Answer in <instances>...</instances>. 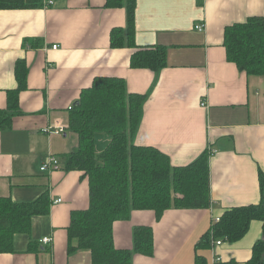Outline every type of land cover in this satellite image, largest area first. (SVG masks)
Wrapping results in <instances>:
<instances>
[{
	"label": "crops",
	"instance_id": "0c3cea01",
	"mask_svg": "<svg viewBox=\"0 0 264 264\" xmlns=\"http://www.w3.org/2000/svg\"><path fill=\"white\" fill-rule=\"evenodd\" d=\"M43 2L34 9H0V109L18 87L17 61L24 59L29 70L20 112L0 129V197L32 202L47 195L50 201L28 233L15 235L13 250L0 252V264H93L90 250L68 249L71 213L88 208L90 197L88 177L66 170L63 156L78 145L69 109L99 76L123 77L128 91L146 94L135 143L160 148L175 166L215 150L207 208L171 207L159 219L154 210L132 209L114 223L115 246L132 249L134 228L145 225L153 229L154 251L134 252L133 264H196L198 254L204 264H245L262 238L260 220L236 242L220 237L209 247L201 243L214 217L261 201L264 76L247 75L228 61L224 33L251 16L264 17V0H136L135 42L167 47V66L157 72L132 68L133 49L111 46V30L127 24L125 7L107 6V0ZM203 22L206 28L196 29ZM58 124L64 133L44 132ZM100 133L104 144L97 152L110 141ZM50 154L62 167L42 171ZM47 236L53 240L44 244Z\"/></svg>",
	"mask_w": 264,
	"mask_h": 264
},
{
	"label": "trees",
	"instance_id": "16d2710c",
	"mask_svg": "<svg viewBox=\"0 0 264 264\" xmlns=\"http://www.w3.org/2000/svg\"><path fill=\"white\" fill-rule=\"evenodd\" d=\"M43 0H0V9H34ZM107 6L126 8L127 24L111 30L113 48H132L130 66L160 71L167 66V47L142 46L135 42L136 0H107ZM227 59L247 75L264 76V17L251 16L229 25L224 33ZM28 66L18 60L15 75L18 87L8 91L7 107L0 109V129L10 127L20 112V92L27 87ZM146 94L128 91L123 77H96L84 88L69 109V129L78 135V145L63 156L66 170H79L88 177L89 207L71 213L68 249H88L93 264H133V253L150 255L154 251L151 226L134 228V247L117 248L114 223L127 219L132 209L154 210L159 219L166 210L207 208L210 204L208 151L187 165L175 166L170 156L153 145L134 142L140 125ZM105 132L110 141L97 152L96 135ZM261 201L224 212L219 222L200 244L209 247L211 238L229 242L243 238L253 220L263 224V235L253 246L245 264H264V171H259ZM47 195L32 202H16L0 197V252L13 250L18 233H28L35 215L47 214ZM199 254L196 264H204ZM217 264H235V261Z\"/></svg>",
	"mask_w": 264,
	"mask_h": 264
},
{
	"label": "built area",
	"instance_id": "2783aa9c",
	"mask_svg": "<svg viewBox=\"0 0 264 264\" xmlns=\"http://www.w3.org/2000/svg\"><path fill=\"white\" fill-rule=\"evenodd\" d=\"M52 3H53L52 1H48L47 4H52ZM205 28H206V25H205L204 22L196 25V29H198L200 31L204 30ZM57 46H58L57 44L53 45V48H57ZM202 104L205 105V101ZM65 131H66V127L64 125H62V124H58V125H56L54 127L48 126V127H46L44 129V132H46V133H64ZM214 153H215L214 149L210 150L209 151L210 157ZM61 167H62V162L60 161V159L57 156H55L53 154H50L46 158V160L42 163L41 170L42 171H46V172H51V171L57 170V169H59ZM220 219H221V216L214 217V223L219 222ZM52 240H53L52 236H47V237L43 238V243L44 244H49V243L52 242ZM222 242H223L222 239H218L216 241V243L218 245L222 244Z\"/></svg>",
	"mask_w": 264,
	"mask_h": 264
},
{
	"label": "rangeland",
	"instance_id": "374dc122",
	"mask_svg": "<svg viewBox=\"0 0 264 264\" xmlns=\"http://www.w3.org/2000/svg\"><path fill=\"white\" fill-rule=\"evenodd\" d=\"M102 134H104L105 136H109L107 133H104V132ZM100 135H101V133H98L96 135V150L97 151H99V146L104 144V142H101V139H100L101 136ZM109 140H110V138H109Z\"/></svg>",
	"mask_w": 264,
	"mask_h": 264
}]
</instances>
